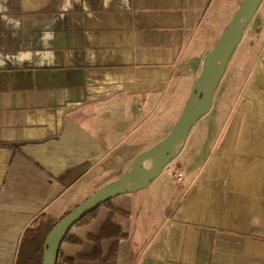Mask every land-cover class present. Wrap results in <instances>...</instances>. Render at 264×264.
<instances>
[{"label": "crops", "instance_id": "1", "mask_svg": "<svg viewBox=\"0 0 264 264\" xmlns=\"http://www.w3.org/2000/svg\"><path fill=\"white\" fill-rule=\"evenodd\" d=\"M242 1L0 0V264L170 132ZM113 204L130 215L117 264H264V0L179 156Z\"/></svg>", "mask_w": 264, "mask_h": 264}, {"label": "water", "instance_id": "2", "mask_svg": "<svg viewBox=\"0 0 264 264\" xmlns=\"http://www.w3.org/2000/svg\"><path fill=\"white\" fill-rule=\"evenodd\" d=\"M262 2L263 0H243L213 49L206 55L201 74L190 91L180 117L168 135L137 155L121 177L94 193L55 225L45 241L43 264H58L59 253L66 237L86 215L121 195L146 189L179 156L190 131L210 112L214 93L228 63L242 42L245 30ZM178 142H180L179 146Z\"/></svg>", "mask_w": 264, "mask_h": 264}, {"label": "trees", "instance_id": "3", "mask_svg": "<svg viewBox=\"0 0 264 264\" xmlns=\"http://www.w3.org/2000/svg\"><path fill=\"white\" fill-rule=\"evenodd\" d=\"M78 205L68 210L61 219ZM102 212L105 216L100 226L88 236V242L92 245L91 250L76 258H68L60 250L58 264H117L119 242L130 238L129 213L114 206L111 200L86 215L76 226L90 224ZM60 220L50 218L45 214L36 218L23 233L15 264H43L46 238ZM64 242L82 244L72 234H68Z\"/></svg>", "mask_w": 264, "mask_h": 264}, {"label": "rangeland", "instance_id": "4", "mask_svg": "<svg viewBox=\"0 0 264 264\" xmlns=\"http://www.w3.org/2000/svg\"><path fill=\"white\" fill-rule=\"evenodd\" d=\"M243 2V1H242ZM242 4V3H241ZM241 6V5H240ZM213 31V30H212ZM254 33H255V31H254V29L252 28V30H250V31H248L247 32V35H246V40H245V43L244 44H242L241 46H240V48L238 49V53L235 55V57L233 58V60H232V63H231V68H230V71H231V73L233 74V73H236V72H240L241 71V66H242V64L244 63V59L246 58V53H247V51H248V48H249V43L253 40V37H254ZM215 34H216V31H215ZM211 35V38L213 39V38H216V35ZM217 41V40H216ZM216 41L215 42H212L211 43V46L213 47L214 45H215V43H216ZM201 42V41H200ZM201 43H203V42H201ZM195 75H197V74H195ZM192 76V75H191ZM188 77H190V74L188 75ZM183 111V110H182ZM167 112V111H166ZM182 113V112H181ZM181 115V114H180ZM180 115H179V117H180ZM171 115L170 114H165V118H167V117H170ZM178 117V118H179ZM175 118H176V116H175ZM178 120V119H177ZM177 120L175 121V123H173V127H174V125L176 124V122H177ZM172 122H174V121H172ZM172 124V123H171ZM172 127V128H173ZM171 131V130H170ZM162 135H163V137H162V139H164L167 135L165 134V132H163L162 133ZM162 139H160V141L162 140ZM157 144V143H156ZM154 146V145H153ZM172 169H174V167L172 168ZM84 226V225H83ZM76 227H79V226H76ZM88 245H90V243L88 244ZM83 252L84 253H86V252H89V251H86L87 250V245H85L84 247H83Z\"/></svg>", "mask_w": 264, "mask_h": 264}, {"label": "bare ground", "instance_id": "5", "mask_svg": "<svg viewBox=\"0 0 264 264\" xmlns=\"http://www.w3.org/2000/svg\"><path fill=\"white\" fill-rule=\"evenodd\" d=\"M180 145V142H178V146ZM154 160V158L152 159V161Z\"/></svg>", "mask_w": 264, "mask_h": 264}, {"label": "built area", "instance_id": "6", "mask_svg": "<svg viewBox=\"0 0 264 264\" xmlns=\"http://www.w3.org/2000/svg\"><path fill=\"white\" fill-rule=\"evenodd\" d=\"M179 179L181 180L182 179V176H180Z\"/></svg>", "mask_w": 264, "mask_h": 264}]
</instances>
